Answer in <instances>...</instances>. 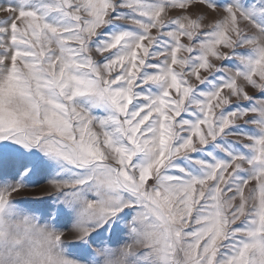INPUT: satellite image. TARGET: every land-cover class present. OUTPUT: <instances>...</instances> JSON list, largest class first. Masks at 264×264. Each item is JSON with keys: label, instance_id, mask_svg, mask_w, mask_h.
Returning <instances> with one entry per match:
<instances>
[{"label": "snow or ice", "instance_id": "snow-or-ice-1", "mask_svg": "<svg viewBox=\"0 0 264 264\" xmlns=\"http://www.w3.org/2000/svg\"><path fill=\"white\" fill-rule=\"evenodd\" d=\"M40 153L78 261L264 264V0H0V204Z\"/></svg>", "mask_w": 264, "mask_h": 264}, {"label": "clouds", "instance_id": "clouds-1", "mask_svg": "<svg viewBox=\"0 0 264 264\" xmlns=\"http://www.w3.org/2000/svg\"><path fill=\"white\" fill-rule=\"evenodd\" d=\"M58 191L52 187L49 195ZM72 232L73 240H78L80 229L73 225ZM64 234L65 230L52 225L41 212L11 196L0 204V264H85L71 254Z\"/></svg>", "mask_w": 264, "mask_h": 264}, {"label": "rangeland", "instance_id": "rangeland-1", "mask_svg": "<svg viewBox=\"0 0 264 264\" xmlns=\"http://www.w3.org/2000/svg\"><path fill=\"white\" fill-rule=\"evenodd\" d=\"M227 66L232 67V64L230 63ZM102 113H103L102 109H98L95 112L96 115H101ZM244 127L246 129L253 128L252 125H245ZM35 159L37 160L36 170L30 177H27L25 180L29 189H27L26 193H24V197L22 198V200H17V203L42 213L41 210L43 209H47L49 207L55 208L58 202L64 200L65 195L76 197L79 199L83 198L81 193L72 192V193L44 196L40 198V200L33 199V197H31V194L34 191V189L38 188L40 185L48 183L50 180L53 179L70 180L78 175H82V173L73 170L70 166L57 165L56 162L49 161L48 158L45 157L43 153H40L39 156L36 157ZM82 191L87 193L88 199L96 198L94 192L87 186ZM74 222L75 220H69L68 223L65 225V227L73 226Z\"/></svg>", "mask_w": 264, "mask_h": 264}]
</instances>
